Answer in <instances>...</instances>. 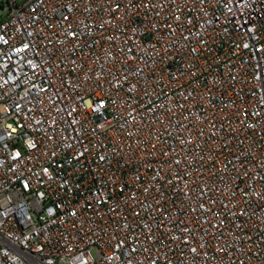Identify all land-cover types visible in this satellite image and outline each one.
Segmentation results:
<instances>
[{
  "label": "built area",
  "instance_id": "built-area-1",
  "mask_svg": "<svg viewBox=\"0 0 264 264\" xmlns=\"http://www.w3.org/2000/svg\"><path fill=\"white\" fill-rule=\"evenodd\" d=\"M0 264H264V0H7Z\"/></svg>",
  "mask_w": 264,
  "mask_h": 264
},
{
  "label": "rangeland",
  "instance_id": "rangeland-1",
  "mask_svg": "<svg viewBox=\"0 0 264 264\" xmlns=\"http://www.w3.org/2000/svg\"><path fill=\"white\" fill-rule=\"evenodd\" d=\"M8 2L7 0H0V20L7 15Z\"/></svg>",
  "mask_w": 264,
  "mask_h": 264
},
{
  "label": "trees",
  "instance_id": "trees-1",
  "mask_svg": "<svg viewBox=\"0 0 264 264\" xmlns=\"http://www.w3.org/2000/svg\"><path fill=\"white\" fill-rule=\"evenodd\" d=\"M2 19L0 20V23H1Z\"/></svg>",
  "mask_w": 264,
  "mask_h": 264
}]
</instances>
